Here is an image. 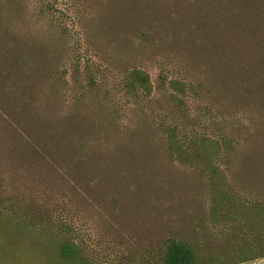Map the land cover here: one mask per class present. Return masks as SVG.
<instances>
[{
    "label": "rangeland",
    "instance_id": "1",
    "mask_svg": "<svg viewBox=\"0 0 264 264\" xmlns=\"http://www.w3.org/2000/svg\"><path fill=\"white\" fill-rule=\"evenodd\" d=\"M136 67L148 95L125 87ZM15 76L45 125L73 119L93 167L71 193L55 166L14 163L0 131V196L62 201L82 260L1 207L0 264H161L172 238L197 264H264V0H0V78ZM170 78L189 85L184 105ZM169 128L218 146L179 158Z\"/></svg>",
    "mask_w": 264,
    "mask_h": 264
},
{
    "label": "trees",
    "instance_id": "2",
    "mask_svg": "<svg viewBox=\"0 0 264 264\" xmlns=\"http://www.w3.org/2000/svg\"><path fill=\"white\" fill-rule=\"evenodd\" d=\"M22 61L23 65L28 63L27 59H22ZM126 75L125 87L127 89L137 90L146 95L152 92L153 86L149 74L143 69L132 68ZM89 80L93 81L92 78ZM13 81L9 84L6 80V84H4L0 78V88L6 94L8 91L9 98L13 102L10 108L0 107V131L10 140V152L14 163L20 161L25 165H31V161H33L37 166H46L47 168L55 166L56 169H53L55 176L63 182L72 183L70 192L76 193L77 182L83 180L93 166L92 163L87 162L88 157L85 156L87 154L83 155L86 147L80 141V134L74 128L75 125L73 127L70 124H74L73 119L63 126L45 125L42 121L46 120L36 112L32 103V91L26 92L27 89L23 88L19 76H15ZM159 81L160 87H163L166 77L160 75ZM167 85L173 90V97L177 98L180 105H184L183 95L187 92L186 89L189 88V85L177 78L168 79ZM170 128L167 130L168 134L165 138L166 145L168 150L179 158L183 154L188 157L196 154L202 158L206 154V145L212 149L218 146L216 140L200 136L194 141L193 147L189 149L180 142L173 129L169 131ZM212 168L214 171L218 169L215 165ZM42 169H39L40 174L46 170ZM75 196L77 195L75 194ZM13 201L14 199L9 196H0V209L8 210L20 223L26 221L34 227L38 226L40 229L46 230L49 235L57 238V247L62 257L82 262L79 255L81 245L77 234L78 228L62 201L56 202L51 209L42 208L43 205L37 200L30 201L32 203H28L26 206L18 203L15 205ZM17 205L19 210L16 211L15 206ZM161 261V264H197L191 243L174 238L169 239L166 243Z\"/></svg>",
    "mask_w": 264,
    "mask_h": 264
}]
</instances>
